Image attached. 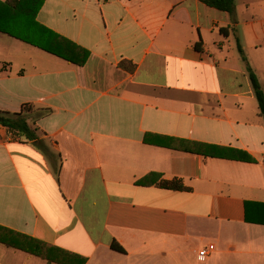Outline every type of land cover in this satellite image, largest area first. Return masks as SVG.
<instances>
[{"label": "crops", "instance_id": "obj_1", "mask_svg": "<svg viewBox=\"0 0 264 264\" xmlns=\"http://www.w3.org/2000/svg\"><path fill=\"white\" fill-rule=\"evenodd\" d=\"M242 1L229 14L198 0H45L38 22L90 53L82 67L0 33V111L49 110L28 121L47 155L0 127V227L85 264H264V123L236 46L264 92V42L239 28L243 12L262 20L264 0ZM150 173L189 191L135 185ZM0 264L54 263L0 244Z\"/></svg>", "mask_w": 264, "mask_h": 264}, {"label": "trees", "instance_id": "obj_2", "mask_svg": "<svg viewBox=\"0 0 264 264\" xmlns=\"http://www.w3.org/2000/svg\"><path fill=\"white\" fill-rule=\"evenodd\" d=\"M198 1L209 8L229 14L233 13L235 8L234 0ZM44 2L45 0L0 1V33L38 48L70 64L79 67L84 66L90 56L87 50L77 46L38 22L37 16ZM236 46L240 58L245 65V71L257 101L258 114L264 123V92L257 76L248 64L238 40H236ZM119 66L130 73L135 69V65L125 61L121 62ZM47 114H49V110L37 109L32 105L25 104L18 113L0 111V127L8 129L16 139H24L25 141L32 142L39 151L47 155L48 148L45 146V140L37 135L36 128L28 124L30 118L32 122H35ZM174 142L179 144L178 147L173 145ZM144 143L162 148L201 154L211 158L235 160L246 163L255 162L252 157L238 150L187 141H176L175 139L165 136L146 135L144 137ZM59 170L60 166L57 165L54 169L57 178ZM135 185L140 187H157L177 192L189 191L180 180H165L159 173L147 174L145 177L137 180ZM0 244L10 249L25 252L45 260L48 263L85 264L86 261L85 258L69 254L56 247L1 227ZM111 249L119 253H124V250L115 242H112ZM66 254L69 256L68 258L65 256Z\"/></svg>", "mask_w": 264, "mask_h": 264}, {"label": "rangeland", "instance_id": "obj_3", "mask_svg": "<svg viewBox=\"0 0 264 264\" xmlns=\"http://www.w3.org/2000/svg\"><path fill=\"white\" fill-rule=\"evenodd\" d=\"M242 3V0H237L236 6L238 10H240ZM251 18L252 16L250 13L243 12L242 14H239V28L242 35V41L244 44L246 43L245 41H247V36H245L244 31L248 30V28H255V30L258 32V37L256 41L262 43L264 42V16H262V18H256L262 19L261 21L257 20L252 23H249V21H251Z\"/></svg>", "mask_w": 264, "mask_h": 264}, {"label": "built area", "instance_id": "obj_4", "mask_svg": "<svg viewBox=\"0 0 264 264\" xmlns=\"http://www.w3.org/2000/svg\"><path fill=\"white\" fill-rule=\"evenodd\" d=\"M213 248H214L213 245H208L205 248H203L198 254V259L200 261H204L207 258V256L209 255V252L211 250H213Z\"/></svg>", "mask_w": 264, "mask_h": 264}]
</instances>
